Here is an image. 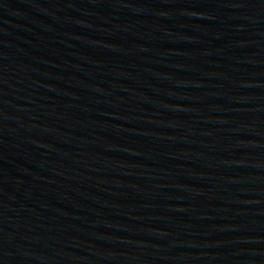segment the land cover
Segmentation results:
<instances>
[{"label":"water","instance_id":"95a60500","mask_svg":"<svg viewBox=\"0 0 264 264\" xmlns=\"http://www.w3.org/2000/svg\"><path fill=\"white\" fill-rule=\"evenodd\" d=\"M0 264H264V0H0Z\"/></svg>","mask_w":264,"mask_h":264}]
</instances>
